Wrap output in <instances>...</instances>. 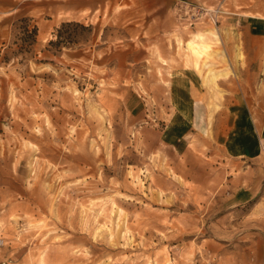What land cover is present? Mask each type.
<instances>
[{"label": "rangeland", "instance_id": "374dc122", "mask_svg": "<svg viewBox=\"0 0 264 264\" xmlns=\"http://www.w3.org/2000/svg\"><path fill=\"white\" fill-rule=\"evenodd\" d=\"M249 6L0 0V264H264Z\"/></svg>", "mask_w": 264, "mask_h": 264}, {"label": "crops", "instance_id": "0c3cea01", "mask_svg": "<svg viewBox=\"0 0 264 264\" xmlns=\"http://www.w3.org/2000/svg\"><path fill=\"white\" fill-rule=\"evenodd\" d=\"M226 17L229 27L235 33V39L241 40L244 45L251 76L255 75L264 82V9L249 6L243 12L228 14ZM192 103L196 108L202 106L199 99H194Z\"/></svg>", "mask_w": 264, "mask_h": 264}, {"label": "built area", "instance_id": "2783aa9c", "mask_svg": "<svg viewBox=\"0 0 264 264\" xmlns=\"http://www.w3.org/2000/svg\"><path fill=\"white\" fill-rule=\"evenodd\" d=\"M184 3V2H183ZM223 13L220 8H217L216 10H209V9H202V13L196 15V17L200 18L205 14L209 17L213 22L218 23V17L219 15Z\"/></svg>", "mask_w": 264, "mask_h": 264}, {"label": "trees", "instance_id": "16d2710c", "mask_svg": "<svg viewBox=\"0 0 264 264\" xmlns=\"http://www.w3.org/2000/svg\"><path fill=\"white\" fill-rule=\"evenodd\" d=\"M58 31L60 32V29H58ZM37 34V27H35L34 29H33V35L35 36Z\"/></svg>", "mask_w": 264, "mask_h": 264}]
</instances>
